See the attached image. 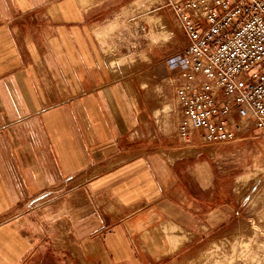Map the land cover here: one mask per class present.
Instances as JSON below:
<instances>
[{
    "label": "crops",
    "instance_id": "0c3cea01",
    "mask_svg": "<svg viewBox=\"0 0 264 264\" xmlns=\"http://www.w3.org/2000/svg\"><path fill=\"white\" fill-rule=\"evenodd\" d=\"M127 5L0 0V264H140L128 239H164L169 221L187 231L239 227L255 206L235 176L225 205L209 160L149 135L182 77L165 64L160 79L114 74L126 62L111 67L99 36L108 43L106 22ZM164 18L168 41L160 54L147 49L146 67L186 41L174 16Z\"/></svg>",
    "mask_w": 264,
    "mask_h": 264
},
{
    "label": "rangeland",
    "instance_id": "374dc122",
    "mask_svg": "<svg viewBox=\"0 0 264 264\" xmlns=\"http://www.w3.org/2000/svg\"><path fill=\"white\" fill-rule=\"evenodd\" d=\"M124 1L128 5L119 9L106 22L107 31L110 33L108 43L99 36V41L107 45L105 54L109 65L112 67L115 63L112 58H121L126 63L114 71L116 76L133 71L140 78H152L156 74L160 79V68L164 64H159L158 60L167 52L146 67L149 54L147 49L153 48L159 54L164 49L170 35V30L164 24V15L172 14L170 7L174 0ZM153 67H157L156 72L148 71ZM166 104L171 106L167 123L163 116ZM174 106L173 99L162 101L159 107L162 113L158 116L162 126L159 129L155 125L156 131L149 132L152 139L163 138L166 143L172 141L173 145L175 142L183 143L184 146L187 144L189 157L209 160L218 176L221 202L225 205L231 207V180L235 176V191L250 194L255 206L246 217L245 225L239 227H234L233 223L231 225L230 220L220 227L187 231L169 221L162 226L164 239H150L152 243L149 240L148 243L147 239H128L126 247H133L141 257L140 264H264V144L260 147L259 141L255 140L251 132L247 136L253 138L242 145L240 152H234L232 142L218 145H205L199 141L187 142L177 136V113L173 114ZM180 138L182 140L178 141ZM43 251L46 253L48 250L44 248ZM53 257H48L42 263L37 261L36 264H67V261ZM106 262L114 264L110 260ZM68 264L81 263L76 259Z\"/></svg>",
    "mask_w": 264,
    "mask_h": 264
},
{
    "label": "built area",
    "instance_id": "2783aa9c",
    "mask_svg": "<svg viewBox=\"0 0 264 264\" xmlns=\"http://www.w3.org/2000/svg\"><path fill=\"white\" fill-rule=\"evenodd\" d=\"M170 10L186 41L158 62L182 77L177 136L218 145L256 130L264 144V0H174Z\"/></svg>",
    "mask_w": 264,
    "mask_h": 264
}]
</instances>
